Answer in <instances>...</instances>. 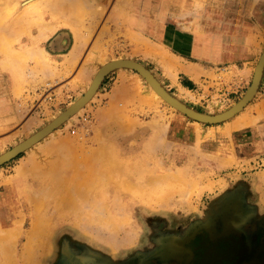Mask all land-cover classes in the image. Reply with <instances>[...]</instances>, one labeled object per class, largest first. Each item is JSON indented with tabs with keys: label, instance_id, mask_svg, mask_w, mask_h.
<instances>
[{
	"label": "rangeland",
	"instance_id": "rangeland-1",
	"mask_svg": "<svg viewBox=\"0 0 264 264\" xmlns=\"http://www.w3.org/2000/svg\"><path fill=\"white\" fill-rule=\"evenodd\" d=\"M28 1L0 8V156L82 98L103 58L141 63L181 102L216 115L246 94V63L264 50L262 0H117L114 10L84 0L81 16L17 19L43 0ZM188 66L197 87L183 93ZM103 84L79 115L0 167V264H189L196 242L225 235L228 217L240 218L233 236L264 231V145L237 147L263 119V97L206 125L157 104L137 78L132 110H100ZM242 119L251 124L235 128ZM172 122L193 123L196 136H167Z\"/></svg>",
	"mask_w": 264,
	"mask_h": 264
},
{
	"label": "crops",
	"instance_id": "crops-1",
	"mask_svg": "<svg viewBox=\"0 0 264 264\" xmlns=\"http://www.w3.org/2000/svg\"><path fill=\"white\" fill-rule=\"evenodd\" d=\"M262 1L264 3V0ZM258 8L259 9H257L256 18H258V26L261 28L262 24L260 19L264 17V5ZM200 50V47L195 43V48L192 51V55L195 57L197 56V58L201 57L202 59L200 60H204V54ZM235 59L237 61L240 60L238 57H235ZM248 60L251 61L247 62L246 64L251 66V74L253 75L254 69L257 66V62L255 63V61H258V58L255 61H252L251 58ZM186 70H189L192 75H187L184 73L183 76L180 77L177 89L183 93H191L194 92L195 88L197 87L195 74L197 76L199 75V72L198 70L191 69L189 66L186 68ZM134 80H136L135 74L128 70H117L110 74L104 81L102 87V91L106 92L101 96L103 99H106V101L100 110H132V108L136 106V104H132V100H134ZM257 96L263 97V100L259 102L258 110H264V74ZM241 98L235 104H237ZM122 100H127L126 106L121 104ZM197 130L198 127L190 122H187L186 124L183 122H181V124L172 122L171 127L167 129L166 133L167 136L173 135L175 140L182 142L183 140L180 138L182 134L183 137H185V134L187 133L186 131H192L195 137ZM209 130L210 129L202 128V131L207 132ZM137 137L140 136L136 135L135 138ZM243 140L244 141H241L240 145L237 147L240 146L247 149H254L256 145L258 146L260 143L264 145V118L257 124V128L244 136ZM239 221L240 218L234 219L228 217L225 220L226 233L224 236L222 235L216 237V239L208 241L209 243L204 239L196 242L200 245H195L196 256L193 262L189 264H264V231L261 230L258 232V234H256V236L253 235L245 238L242 233L243 231L237 230L236 232L240 233L241 237L233 236V234H236L233 228L239 227ZM241 222H243L242 219Z\"/></svg>",
	"mask_w": 264,
	"mask_h": 264
},
{
	"label": "water",
	"instance_id": "water-1",
	"mask_svg": "<svg viewBox=\"0 0 264 264\" xmlns=\"http://www.w3.org/2000/svg\"><path fill=\"white\" fill-rule=\"evenodd\" d=\"M122 68L132 69L135 72L141 74L169 104L177 108L180 112H182L190 119L206 125H219L231 120L235 116L239 115L242 111H244L245 108H247V106L253 101V99L259 92L264 74V53L262 54L259 60L252 84L247 90L244 98H242L234 107L216 115L199 112L189 107L185 103L179 101L160 83V81L155 77V75L141 63L133 60H117L115 62H112L104 66L99 71L89 91L80 100H78L75 104L71 105V107H69L65 112H63L61 116H59L55 121L50 123L44 129H42L32 137L28 138L26 141L22 142L21 144L14 147L12 150L1 155L0 167L16 159L24 152L30 150L39 142L44 140L47 136H49L51 133L55 132L63 124L68 122L91 101L95 93L99 91L104 80L111 73Z\"/></svg>",
	"mask_w": 264,
	"mask_h": 264
},
{
	"label": "bare ground",
	"instance_id": "bare-ground-1",
	"mask_svg": "<svg viewBox=\"0 0 264 264\" xmlns=\"http://www.w3.org/2000/svg\"><path fill=\"white\" fill-rule=\"evenodd\" d=\"M11 1H14V0H0V8L2 7V5L1 4H3V3H8V4H14V3H17V1L18 0H15L13 3H11ZM32 0H29L28 1V3L29 2H31ZM83 1L84 0H79L78 1V3H76L74 0H43L41 3H39V4H37L36 5V7L33 9V10H31L30 12H23V13H19V16L17 17V19H19V20H22L23 18H29V15L30 16H35V14H39L40 12L39 11H42V10H45V11H47L48 12V10H50V11H52V12H58V11H62L64 14H68V13H71V14H77L78 16H81V14H83L84 12H85V10H86V6L83 4ZM95 2H93L94 4H95V7L96 8H98V9H104V6H105V4H110L111 6H112V9L114 10V9H117V0H94ZM5 3V4H6ZM74 11V12H73ZM264 53V51H262V54ZM2 54H6V52L4 51V50H2V49H0V55H2ZM262 54H260L261 56H262ZM261 56H260V58H261ZM260 58H259V60H260ZM121 60H125V59H121ZM259 60H258V63H259ZM107 61H108V59H106V58H103L102 59V62H101V65L96 69V72H95V74H94V78H92L91 79V82H90V84H89V86H88V88L86 89V92L85 93H87L88 91H89V89H90V87H91V85L93 84V81H94V79H95V77L97 76V74L99 73V71L104 67V66H106V65H108V64H110V63H112V62H115V61H111V62H108L107 63ZM119 61V60H118ZM258 63H257V65H258ZM102 66V67H101ZM257 67V66H256ZM256 67H255V69H254V74H255V71H256ZM120 70H128V71H130V72H133L134 74H136V78L138 79V81L140 82V84L142 85V86H144V83L146 82L147 84H148V91H149V93H150V95H151V97H152V99L157 103V104H160V103H163V102H166L168 105H170L172 108H173V110H176V111H179L177 108H175L174 106H172L171 104H169L156 90H155V88L141 75V74H139V73H137V72H135L134 70H132V69H126V68H122V69H120ZM183 72L185 73V74H187V75H192V73L189 71V70H186V69H184L183 70ZM254 74H253V77H254ZM98 92V91H97ZM97 92L95 93V95L93 96V98L91 99V101L96 97V95H97ZM174 96V95H173ZM245 96V95H244ZM244 96H243V98H244ZM177 98V97H176ZM81 99V98H80ZM79 99V100H80ZM178 99V98H177ZM179 100V99H178ZM90 101V102H91ZM180 101V100H179ZM89 102V103H90ZM76 102H74L73 104H75ZM89 103L86 105V106H88L89 105ZM183 103V102H182ZM72 104V105H73ZM187 105V104H186ZM236 105V104H235ZM234 105V106H235ZM85 106V107H86ZM233 106V107H234ZM71 107V106H70ZM84 107V108H85ZM84 108L83 109H81L74 117H72L68 122H70L73 118H75L77 115H79L83 110H84ZM180 112V111H179ZM182 113V112H181ZM62 114V113H61ZM61 114L60 115H58V116H56L53 120H52V122L53 121H55L59 116H61ZM263 116H264V113H263ZM262 116V118H264ZM260 119V118H259ZM254 120V119H253ZM255 121V123L257 122L256 120H254ZM254 121H251L252 122V125H253V122ZM260 121V120H259ZM51 122V123H52ZM67 123V122H66ZM198 124V123H197ZM251 123L250 122H247L246 120H244V119H242V120H240V121H238L236 124H235V128H237V129H241V128H245V127H247V126H249ZM51 134H53V133H51ZM50 134V135H51ZM49 135V136H50ZM49 136H47L46 138H48ZM45 138V139H46ZM44 139V140H45ZM43 141V140H42ZM40 143V142H39Z\"/></svg>",
	"mask_w": 264,
	"mask_h": 264
}]
</instances>
